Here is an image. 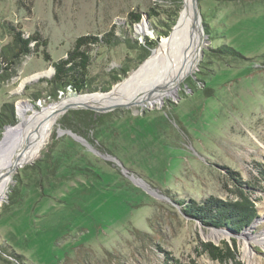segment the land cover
<instances>
[{
	"label": "rangeland",
	"instance_id": "374dc122",
	"mask_svg": "<svg viewBox=\"0 0 264 264\" xmlns=\"http://www.w3.org/2000/svg\"><path fill=\"white\" fill-rule=\"evenodd\" d=\"M192 2L170 52L183 63L196 52L197 62L174 93L154 104H70L16 168L0 200V264H264V0ZM185 4L0 0V50L12 28L45 41L0 79V112L12 107L0 140L22 109L113 92L175 34ZM151 7L154 19L130 16ZM107 32L111 43L88 48L83 91L49 86L51 63L77 37ZM230 173L249 183L259 215L238 234L184 213L192 200L233 197ZM233 240L235 258L223 262L200 245Z\"/></svg>",
	"mask_w": 264,
	"mask_h": 264
},
{
	"label": "bare ground",
	"instance_id": "6f19581e",
	"mask_svg": "<svg viewBox=\"0 0 264 264\" xmlns=\"http://www.w3.org/2000/svg\"><path fill=\"white\" fill-rule=\"evenodd\" d=\"M192 14H194L193 2L186 0L184 15L178 21L179 26L176 24L178 28L175 34L162 40L144 64L124 82L116 85L113 92L89 94L91 96L88 97H69L31 114L27 109H22L18 124L6 128L0 140V200L9 187L16 168L29 158L31 152L50 131L60 111L65 110L70 104L71 106L91 105L96 108H110L129 102L154 104L162 100L164 96L174 93L188 73L195 68L197 62L196 52L186 63L181 62L170 52L173 49V41ZM166 61L170 64L164 67ZM211 236L219 238L221 235L216 233Z\"/></svg>",
	"mask_w": 264,
	"mask_h": 264
},
{
	"label": "trees",
	"instance_id": "16d2710c",
	"mask_svg": "<svg viewBox=\"0 0 264 264\" xmlns=\"http://www.w3.org/2000/svg\"><path fill=\"white\" fill-rule=\"evenodd\" d=\"M145 15L148 19H154L157 15L154 8H149L147 12H131V18L140 22L142 16ZM13 43L5 45L0 50V79L5 76H10V65L14 64L16 60L35 52L39 46H44L45 41L40 40V34L34 32L33 34L22 37V33L16 28H12ZM114 35L107 32L102 36L97 35H82L75 39L73 48L67 53L66 58H61L51 63L54 70L52 77L48 80L49 86L54 89H64L66 86L72 87L75 91L81 92L87 86V71L90 65L91 56L88 48L91 45L100 42L111 43ZM36 41L35 48L30 47L29 43ZM156 41L149 42L151 47L156 46ZM87 48V49H86ZM48 58V55L45 54ZM7 65L2 66L1 63ZM10 113L12 107L7 108L4 105V110L0 112V132L5 125L10 124ZM80 118V117H79ZM233 186V197L225 199H218L212 196L203 198L199 201L192 200L187 203L184 213L196 217L205 225L221 228L238 234L247 226H249L254 219L258 218V210L254 199H251L250 185L240 179L235 178L233 174L229 175ZM261 178L264 179V170L260 171ZM233 246L227 241H221L219 244L213 242H200L203 252L212 260L223 262L235 258L234 240Z\"/></svg>",
	"mask_w": 264,
	"mask_h": 264
},
{
	"label": "water",
	"instance_id": "95a60500",
	"mask_svg": "<svg viewBox=\"0 0 264 264\" xmlns=\"http://www.w3.org/2000/svg\"><path fill=\"white\" fill-rule=\"evenodd\" d=\"M79 106H85V105H79Z\"/></svg>",
	"mask_w": 264,
	"mask_h": 264
}]
</instances>
